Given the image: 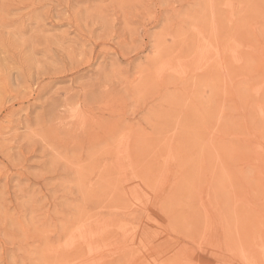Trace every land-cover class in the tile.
Listing matches in <instances>:
<instances>
[{
    "label": "rangeland",
    "instance_id": "obj_1",
    "mask_svg": "<svg viewBox=\"0 0 264 264\" xmlns=\"http://www.w3.org/2000/svg\"><path fill=\"white\" fill-rule=\"evenodd\" d=\"M0 264H264V0H0Z\"/></svg>",
    "mask_w": 264,
    "mask_h": 264
}]
</instances>
